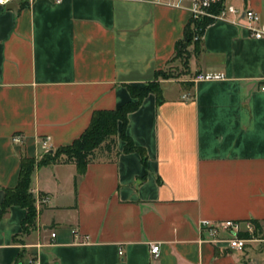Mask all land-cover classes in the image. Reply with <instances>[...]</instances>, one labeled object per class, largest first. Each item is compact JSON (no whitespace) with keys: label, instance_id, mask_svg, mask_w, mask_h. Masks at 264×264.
Segmentation results:
<instances>
[{"label":"crops","instance_id":"crops-1","mask_svg":"<svg viewBox=\"0 0 264 264\" xmlns=\"http://www.w3.org/2000/svg\"><path fill=\"white\" fill-rule=\"evenodd\" d=\"M195 1L0 4V212L23 157L41 161L45 140L52 151L72 145L95 111L132 102L128 86L153 82L178 61ZM224 4L264 21V0ZM234 19L211 24L187 71L160 80L161 104L149 94L129 114L126 133L146 163L118 137L120 156L83 174L75 164L36 167V228L25 234L27 210L9 208L0 264H264V238L240 252L202 231L204 222L232 220L257 221L264 232V38ZM198 74L225 79L194 82Z\"/></svg>","mask_w":264,"mask_h":264},{"label":"trees","instance_id":"trees-1","mask_svg":"<svg viewBox=\"0 0 264 264\" xmlns=\"http://www.w3.org/2000/svg\"><path fill=\"white\" fill-rule=\"evenodd\" d=\"M28 5L25 2L21 5V8H25ZM224 5V0H219L217 4L208 9V12L216 15L224 8ZM215 21V19L210 17L199 20L192 19L185 28L183 39L176 45V53L173 60L184 61L187 65L191 55L198 54L201 50V40H195V38H202L206 29ZM171 77L172 75L168 71H161L156 74V79L153 82L142 87L128 86L133 101L117 110L95 111L88 129L72 145L46 153L41 161L23 157L18 185L15 188L5 190L0 220L5 216L9 208L20 206L27 210V216L24 221V233L30 234L36 228L38 215L37 198L32 191V178L36 167L75 164L80 168L81 174H83L89 164L114 161L120 156L117 144L118 137L126 143L125 153H138L144 163H146V151L136 146L126 133L128 116L141 106L149 94L156 95L158 104H161L163 95L160 80ZM120 123H122L123 127L119 134L118 127ZM252 223L256 226L257 236H260L263 233L261 225L257 221H252Z\"/></svg>","mask_w":264,"mask_h":264},{"label":"built area","instance_id":"built-area-1","mask_svg":"<svg viewBox=\"0 0 264 264\" xmlns=\"http://www.w3.org/2000/svg\"><path fill=\"white\" fill-rule=\"evenodd\" d=\"M16 0H0L1 5H8ZM31 3L33 0H23ZM184 0H149L154 5H164L173 8H180ZM56 3H60L61 0H55ZM219 0H196L192 9V19L199 20L205 17H210L215 20L221 19L235 23L234 17L244 18L247 21V28L251 32L252 37L255 39L264 38V21L261 16L252 11L246 10L240 12L234 6H225L220 10L218 14H212L208 12L213 5L217 4ZM201 37H196L195 40H201ZM225 79L224 75L221 74H198L193 78L194 82L198 81H220ZM264 90V88H263ZM14 142L21 143L22 139L20 136L14 137ZM43 146L46 152H53L48 143V140L43 141ZM40 202L46 200L45 196H40ZM243 224L246 225V230L242 229ZM223 230L227 233L226 237L219 235V232ZM202 231H207L211 239L209 242L219 245L224 244L233 251H244L247 245L251 242L258 241L256 226L252 222L242 223L239 221L227 220L222 223L213 224L204 222L202 224ZM56 234L52 233V238H55ZM122 255L123 252H120ZM150 254L154 259H158L160 256V244L155 243L150 246Z\"/></svg>","mask_w":264,"mask_h":264},{"label":"rangeland","instance_id":"rangeland-1","mask_svg":"<svg viewBox=\"0 0 264 264\" xmlns=\"http://www.w3.org/2000/svg\"><path fill=\"white\" fill-rule=\"evenodd\" d=\"M187 65L184 61L178 60L177 62L172 63V66L168 69V73L172 76H180L182 73L187 71ZM258 238H264V232L258 236Z\"/></svg>","mask_w":264,"mask_h":264},{"label":"water","instance_id":"water-1","mask_svg":"<svg viewBox=\"0 0 264 264\" xmlns=\"http://www.w3.org/2000/svg\"><path fill=\"white\" fill-rule=\"evenodd\" d=\"M7 8L10 10H16L17 9L16 6L13 4H9V6Z\"/></svg>","mask_w":264,"mask_h":264}]
</instances>
